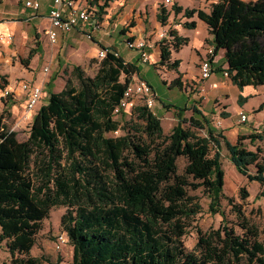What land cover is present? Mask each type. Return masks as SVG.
I'll return each mask as SVG.
<instances>
[{
	"label": "trees",
	"instance_id": "trees-1",
	"mask_svg": "<svg viewBox=\"0 0 264 264\" xmlns=\"http://www.w3.org/2000/svg\"><path fill=\"white\" fill-rule=\"evenodd\" d=\"M86 1L102 20L116 0ZM171 14L188 20L197 16L207 25L215 55L223 51L227 64L225 71L218 70L226 72L240 92L264 87V0H218L209 12L162 4L158 22L166 26ZM183 27L194 30L196 22ZM188 41L168 31V38L159 42V65L178 73L180 60L172 59L173 52ZM72 73L78 87L68 80L61 92L50 94L26 141H19L11 127L0 129V244L6 243L11 264H44L45 259L32 257L31 251L42 222L57 207L67 208L61 229L73 247V264H264L259 229L224 194L220 153L223 141L236 171L257 182L262 187L257 199L264 197L262 150L250 151L243 143L263 141L264 130L232 144L217 135L197 107L165 105L176 110L177 124L164 137L161 120L146 106L132 111L140 127L115 119L125 112L115 113L139 76L135 64L108 54L93 77L79 66ZM170 87L181 90L180 77ZM244 99L240 95V105ZM263 109L264 102L259 112ZM190 110L192 117L186 118ZM0 119L3 122V114ZM121 130L122 136L108 137ZM181 158L185 166L179 173ZM250 167L256 168L255 174ZM199 189L210 199L211 212L223 220L217 230L198 231L191 252L184 238L202 208L189 192ZM241 195L243 200L249 197L244 188ZM224 199L240 233L227 224Z\"/></svg>",
	"mask_w": 264,
	"mask_h": 264
},
{
	"label": "rangeland",
	"instance_id": "rangeland-1",
	"mask_svg": "<svg viewBox=\"0 0 264 264\" xmlns=\"http://www.w3.org/2000/svg\"><path fill=\"white\" fill-rule=\"evenodd\" d=\"M212 1L218 0H187V7L191 9H204L207 10L210 8V3ZM245 2L256 1V0H242ZM3 0H0L2 4ZM7 3H10L8 0ZM115 3L111 4V7ZM164 4L168 9L172 7L171 4H165V0L159 2V7ZM16 8V6H11ZM92 8H96L91 6ZM0 8H3L0 5ZM122 10V9H121ZM120 11H118L119 13ZM109 14V13H108ZM136 14V12L134 13ZM105 22L103 27L107 32L111 29V26L114 23H117V18L112 16L111 19L104 18ZM103 20V21H104ZM109 22V23H108ZM119 24V22H118ZM137 23L134 18H128L125 22L120 24L116 31L110 35H115L120 38L121 41L117 43V47L121 50L123 57L126 60L130 58L137 52L135 49H129L127 47L128 42L137 44L140 42L150 41V38L145 36H129L128 33L135 30ZM114 30V29H113ZM170 31L165 29L164 32ZM197 33L201 35L203 32L198 30L193 34ZM127 35V36H126ZM64 43L56 45H51L55 52L53 53V63H49V67L54 66L53 72L55 71L56 77L61 76L64 79V83L69 80L72 82L73 86L78 87V81L74 77L72 70L74 66H79L84 71L86 76L93 77L98 69L100 59L98 58V53L91 54V48H96L97 46L89 41L84 35L80 37L78 41H75L76 47L70 48L69 45L72 43L68 36L63 37ZM111 40V39H110ZM160 42V41H159ZM210 45V44H209ZM208 45V46H209ZM190 47L184 49L180 53L181 59L187 64V61L190 60L191 52ZM173 59V58H172ZM52 62V60H51ZM136 63H141L140 58ZM220 65H224V58L220 60ZM220 66V68H221ZM161 67V66H160ZM198 67L194 68V73L190 75L191 83H195L194 79L199 80L198 76ZM150 70L147 71L145 66L140 69L139 77L143 81L147 82L154 90L157 100L153 106V110L157 113V116L161 120L163 136L167 137L170 134L174 126L177 124L175 119V109H167L165 105H173L178 108L192 109V107H184L189 103V100L185 94H182L177 88H170L168 85L179 76L175 71H170L167 68L161 67V72L158 73L154 67H150ZM225 71V70H222ZM218 75H214L209 81L220 82L218 90L212 93V96H209L208 89L204 87L200 88L198 84V89L191 87L190 93L201 94L202 98L200 101L196 100V105H200L202 109L208 112V119L211 122V126L214 128L217 122H221L222 126L216 128L217 135L225 136L229 142L232 144H237L240 137H247L252 134L260 133L264 130V109L259 112L260 105L264 102V87L253 88L248 87L241 92V95L245 98L242 105L239 102V89L235 87L229 77L223 76V73L218 69L215 70ZM176 77V78H174ZM208 81V80H207ZM202 82V81H201ZM5 78L0 79V90L5 86ZM63 84V85H65ZM168 84V85H167ZM189 85V84H188ZM188 88V86H187ZM60 89V88H59ZM204 89V90H203ZM199 96V95H198ZM210 99V101H208ZM163 105V106H162ZM137 106H142V103H137ZM133 109L126 110L122 115L118 114L115 119L122 124L124 122H129L130 126L142 125L140 120H137L136 116L132 115ZM167 112L171 114H167ZM191 110L186 111L184 116L189 118L191 115ZM240 113H243L247 116V122L242 123L240 121ZM1 115V114H0ZM173 115V116H171ZM4 120L0 119V129L2 127H10L13 125V120L10 117V114L7 112L3 113ZM173 117V118H172ZM25 121L24 119L21 120ZM31 124L29 121L24 122L20 125L19 130L16 131L17 138L19 141H26L29 137ZM124 134V131H118L113 134H108V137H119ZM202 136L206 135L205 131L200 132ZM244 145L250 151H257V148L262 150L261 157L264 158V140L258 141L255 144H251L249 140L243 142ZM221 153V164L222 169L225 173V187L224 194L228 198H232L234 203L241 208V211L249 219L250 223L255 225L260 232V240L264 243V197L257 199V196L262 192V187L257 182H249L246 177L241 176L234 166L230 162V156L226 147V144L222 141V146L220 148ZM185 166V160H178V171L182 173ZM250 173L255 174L256 168L250 167ZM245 189L249 195L246 200L242 199L241 190ZM191 196L196 197V203L199 204L202 208V212L195 218L191 223L188 235L184 238V245L188 251H194L198 241V231L202 233H207L211 230H217L222 224V217L219 214H214L210 210L211 201L210 199L202 192L201 189L197 191H190ZM221 208L225 212L228 225L235 226L237 223L236 215L232 211V207L229 206L227 200L221 201ZM67 213V208L57 207L53 208L50 212L48 219L44 220L41 224V230L36 236V244L31 251L32 257H38L45 259L44 264H73V247L68 244L64 245L61 250H57L58 237L61 234H64L61 229V220L63 216ZM235 230L240 233L241 229L238 225L235 226ZM1 231V230H0ZM0 264H11L10 263V254L7 250L6 243L2 242L0 244Z\"/></svg>",
	"mask_w": 264,
	"mask_h": 264
},
{
	"label": "crops",
	"instance_id": "crops-1",
	"mask_svg": "<svg viewBox=\"0 0 264 264\" xmlns=\"http://www.w3.org/2000/svg\"><path fill=\"white\" fill-rule=\"evenodd\" d=\"M7 1L8 0H3L2 4H0L4 7V9L0 8V79L5 78V88L15 91L19 95L18 100L9 103L7 106V112L10 114L13 122H17L21 125L26 121L32 123L39 109L48 104L50 94L52 92H61L65 86L63 84L65 83L64 79L61 77L62 74L61 76L56 77L55 71L53 72L54 66L52 65V67H49V63L54 64L53 53L55 52V49L51 46L52 44L45 35V31L50 26V0H41V9L37 13L26 9L23 6L22 0H9L10 3H7ZM161 1L163 0H116L113 2L115 4L112 7L111 3L110 6L104 10L105 14L102 15L101 20L102 25L107 23V20L105 22L104 18L111 19L112 16L117 18L119 24L118 22L114 23L111 26L112 30L109 32H107L104 27H102V30L95 32L93 35V43L95 42L94 44L97 47L93 49L91 48L90 52L95 55L96 53H99L101 48H110L118 52L119 56L124 59L126 63L135 64L138 67L139 72L140 69L145 66L147 71L150 70V67H154L156 72L160 73L161 67L159 62L161 59V51L159 48V34L165 29H169L170 31L178 33L179 37L188 38L189 41L186 46H183L177 53L173 52V59L180 60L179 71L176 74L180 77L182 89H177L180 90L182 94H185L189 100V103L184 107H192V109L197 107L199 110L203 111L208 119V112L204 111L200 105H196V100L197 102L198 100L200 101L202 95H192L190 89L191 87H194L193 90L198 89L199 84L200 88L204 87V89H208V95L212 96V93L218 90V86L221 84L220 82H210L209 80L213 78L214 75L218 74L215 72L208 81L201 82L200 80L194 79L195 83H191L190 75L194 73V68L196 66L198 67L197 69H199V64L205 57L206 48L209 44L211 45L213 37L210 35L207 25L200 21L197 16L188 20L183 18L182 15L175 16L174 14H171L167 25L162 26L157 18L159 2ZM214 2L215 1H212L210 4ZM175 3L182 6L184 9L189 8L187 7V0H171V5ZM12 5L16 6V8H12ZM118 11L120 12L118 13ZM205 11L209 12V9ZM135 12L136 14H134ZM128 18H134L137 23L135 30L132 29V31L128 33V37L140 35V37L145 36L150 38L152 48L149 49L150 61L147 65L136 63L140 58L138 52H136L130 60H126L123 57L121 50L117 47V43L121 41L120 38L115 35H110V33L113 34L116 31L115 28L125 22ZM192 21L196 22V29L187 30L183 27L184 23ZM198 30H201L203 33L201 35H198L197 33L193 34ZM9 35H13L14 37L11 45H8L7 42V37ZM82 35V33L76 31L67 35H61L58 43L55 45L58 46L59 44H63V39H65L63 37L68 36L71 38L70 42H72L69 47L75 48V41H78ZM188 47L191 48V56L190 60L185 64L180 57V53ZM223 58L224 52L221 51L214 63L215 70L220 68V60ZM221 69H227L225 58L224 65L221 66ZM135 80H142V78L138 76L134 78V81ZM22 83H29L43 88L41 101L37 106L36 111L32 114L26 115L27 113H25V99L28 97V94L20 89ZM171 83L167 85L170 87ZM239 93L241 95L240 91ZM208 101H210V99H208ZM151 110L157 116V113L153 109ZM168 113L169 112H167V114ZM192 114L193 112L190 117H192ZM22 119L25 121L21 122Z\"/></svg>",
	"mask_w": 264,
	"mask_h": 264
},
{
	"label": "built area",
	"instance_id": "built-area-1",
	"mask_svg": "<svg viewBox=\"0 0 264 264\" xmlns=\"http://www.w3.org/2000/svg\"><path fill=\"white\" fill-rule=\"evenodd\" d=\"M50 2V26L45 31V35L52 45L58 43L61 35H67L75 31L82 33L89 41L93 42L94 33L102 30L103 25L100 16L98 15L99 10L89 6L86 0H50ZM22 3L26 9L35 13L41 9V0H22ZM165 4H171V0H165ZM158 38L160 42L168 38V31L160 33ZM7 39L8 45H11L14 37L13 35H9ZM127 47L129 49H135L138 52L142 65H147L149 63V49L152 48L150 41L137 44L128 42ZM108 54H112L116 57L119 56L118 52L110 48H101L98 53V58L102 60L106 58ZM216 58L217 56L215 55L214 46L209 45L206 48L205 57L199 64L198 76L200 81L203 82L209 80L215 73L214 63ZM224 76L228 77V74L225 72ZM20 89L28 94V97L25 99L26 115L34 113L41 101L43 88L29 83H22ZM18 98L19 95L15 91L8 90L7 88L1 89L0 114L2 115L6 112L9 103L18 100ZM156 100V94L147 82L143 80H135L127 88L124 98L115 113H119L120 110L126 111L128 109H133L139 102L142 103V106L152 109ZM247 120V116L240 113V121L246 123ZM221 126V122H217L215 127L219 128ZM19 128L20 125L17 122H14L11 126L12 131H17ZM68 242L67 236L61 234L58 237L56 249L61 250L64 245L68 244Z\"/></svg>",
	"mask_w": 264,
	"mask_h": 264
}]
</instances>
